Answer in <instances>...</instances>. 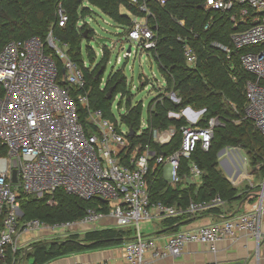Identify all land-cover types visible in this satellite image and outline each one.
Segmentation results:
<instances>
[{
  "label": "built area",
  "instance_id": "obj_1",
  "mask_svg": "<svg viewBox=\"0 0 264 264\" xmlns=\"http://www.w3.org/2000/svg\"><path fill=\"white\" fill-rule=\"evenodd\" d=\"M126 1L142 14L135 15L124 5L120 6L131 21L128 26L114 22L127 31L125 41L129 44L120 47L122 58L127 62L132 56L146 54L147 59L155 61L157 26L152 25L155 16L150 2L164 5L169 0ZM203 5L229 13L235 29L230 35V45L215 41L210 45L227 54L233 49L241 51L240 67L252 76L244 84L243 118L251 120L264 138V0H203ZM83 6L90 9V14L78 18L77 28L92 30V39L100 47V57L104 49L112 52L113 41L101 38L104 40L98 42L99 38L95 37L91 27L94 19L92 6L88 2H84ZM57 14L58 26L64 27L68 16L61 6ZM178 23L181 26L185 24L184 20H178ZM210 25L211 21H208L205 28ZM177 40L182 44L186 65L196 68L198 57L189 40L180 35ZM46 48L51 49L60 60L62 81L66 85L58 82L59 70L52 55L46 53ZM119 61L121 59L117 56L116 63ZM83 67H88L86 59L82 66L73 60L68 54V44L52 30L44 39L31 36L11 40L0 49V85L3 87L0 97V142L7 149L6 154L0 156V264H26L25 257L32 239L44 234H59L69 228L132 227L133 239L118 246L125 264H143L147 254L152 260L178 257L189 243L206 245L209 251L214 252L221 239H235L241 234L259 236V220L254 209L197 228L182 229L170 235L160 234L158 238L144 235L140 229L143 221L192 215L224 204L219 195L209 200H190L186 208L167 204L151 199L148 184L152 160L170 185L181 180V162L188 160L184 178L191 183H201L203 172L191 160L192 154L197 148L207 151L214 129L223 123L216 116L205 118V108L185 105L167 112L169 118L181 122V140L176 150L157 153L149 143L141 151L139 146L130 150V128L119 116L114 122L101 109L91 107L90 89L86 88ZM119 69L125 74L124 66ZM138 76L142 77L143 84L141 88L139 84L136 90L146 89L148 85L157 94L164 92L166 82L161 74V82L154 74L150 77ZM126 79L128 85L127 76ZM157 82L160 84L157 85ZM128 89L132 91L135 87ZM71 91L79 93L74 96ZM167 96L174 104L180 102L173 90ZM121 108L116 105L117 111L123 113L125 108L123 111ZM148 128L147 115L145 119L140 117L136 134ZM149 131L153 141L168 144L175 134V127ZM226 149L235 163L247 165V157L240 156L242 149ZM13 170H16V182L11 180ZM259 185L263 189L259 191L262 195L264 176ZM259 185L254 186L250 182L249 195ZM58 189L85 200L98 198L106 202L108 208L97 203L96 208H87L84 216L74 222L48 224L38 219L22 220L20 193L39 198L49 196L48 201L52 203V195Z\"/></svg>",
  "mask_w": 264,
  "mask_h": 264
},
{
  "label": "trees",
  "instance_id": "obj_2",
  "mask_svg": "<svg viewBox=\"0 0 264 264\" xmlns=\"http://www.w3.org/2000/svg\"><path fill=\"white\" fill-rule=\"evenodd\" d=\"M88 2L106 14L114 22L125 26L130 25L128 15L120 12V6L124 5L135 15L142 14L136 7L130 6L126 0H0V49L11 40H22L31 36H39L44 39L49 30L62 41L68 44L69 56L81 66L86 58L94 62V53L90 46H86L82 52V41L92 39V30L85 27L77 28L76 22L80 16L90 14L88 7L83 3ZM64 9L68 21L64 27L57 24L58 8ZM150 7L155 19L153 27L157 28V44L155 49V62L159 73L165 77L164 90H173L180 98V102L174 104L163 93L154 96L147 104L146 115L148 129L141 134H136L139 129L141 117V104L132 105L128 96L134 95L127 85V79L122 69L116 71L107 78L105 87L99 86L97 72H102L107 63V49L99 58L93 69L83 67L86 78V88L90 89V104L95 109H101L104 115L116 122L112 103L117 94L121 97L117 103L118 109L124 103L125 111L118 112L120 120L135 133L129 137L130 150L135 146L140 151L147 143L157 153H170L180 145L181 122L169 118V110H178L185 105L196 108H205L204 117H218L223 123L214 129L213 138L207 151L197 148L192 154L194 161L202 170L201 183L196 186L184 178L187 172L188 160H182L180 168L181 180L175 185H170L162 177L161 169L150 162L148 173L149 192L152 200H161L164 203L186 208L190 200H209L219 195L225 202H237L251 188L238 193L234 186L219 168V153L227 147L240 148L249 157L253 166V173L264 176V138L255 128L253 122L243 118L245 105L244 84L251 74L240 67L239 56L241 51L233 49L231 53L210 45L212 41L230 45V35L235 30L229 19V13L206 8L203 0H169L164 5L150 2ZM184 20V26L178 23ZM211 21L209 28L205 24ZM196 34V36H195ZM185 36L194 48L198 64L196 68L186 65L182 53V44L177 36ZM103 50V51H104ZM88 52L90 56L87 55ZM54 58L59 70L58 82L62 81V64L56 54L46 48ZM103 65H100L102 62ZM98 66L100 67L98 69ZM111 89L110 94L108 91ZM76 96L79 91H71ZM3 95V87L0 85V97ZM82 112V120L83 118ZM175 127V134L168 144H158L153 141L151 130ZM7 149L0 142V156L5 155ZM49 196L36 197L24 193L19 194L22 220L38 219L48 224L62 222H74L81 219L85 210L89 207L96 208L97 203L106 206V202L100 199L85 200L77 195L68 194L62 189L56 190L53 201ZM208 211L219 213L217 207H211ZM233 215V214H232ZM189 214L162 218V223L170 229H177L182 221L190 219ZM132 227L108 226L99 229L84 230L70 233L64 239H38L30 242V249L26 253V264H49L50 262L68 257L73 254H83L113 247L133 239ZM19 253V252H18ZM17 253V255H18Z\"/></svg>",
  "mask_w": 264,
  "mask_h": 264
},
{
  "label": "crops",
  "instance_id": "obj_3",
  "mask_svg": "<svg viewBox=\"0 0 264 264\" xmlns=\"http://www.w3.org/2000/svg\"><path fill=\"white\" fill-rule=\"evenodd\" d=\"M220 153L219 162L222 164L227 174L229 175L226 176L224 174L226 178L230 182L233 180L235 183H233V185L236 187L242 181H247L245 178H243L242 180H236L239 173H241L240 167H243L239 166L238 163H235L233 161L232 155L227 151V149H223L222 151H220ZM229 160L231 161V163L229 162ZM232 166L235 167V169ZM245 167L247 166L245 165L244 168ZM254 174L256 176L259 175L258 173ZM262 180L263 177L261 178L259 184ZM248 182L250 183L252 181ZM195 185L199 186L200 183H197ZM254 186H256V184H254ZM249 192L250 191H248L244 195V197L237 202H224L223 205L215 206L220 210L219 213H212L208 211V209H204L196 214L190 215V219L187 221H182L181 225L176 230L166 227L162 223L161 218L160 223L158 224L160 225V227L158 226L153 234H149L146 236L160 237V234L170 235L182 229H192L202 225H208L210 223L219 222L231 216L232 214H238L254 209L259 220L258 237L241 234L238 235L235 239H221L218 241L217 249L214 252L209 251L206 245L198 243H189L187 244L181 255H179L178 257H166L162 259L152 260L147 254L143 264H220L224 262L232 263L235 261H241L244 264H264V193L260 196H257L253 194L249 195ZM84 230L85 229H78L77 231ZM114 258H116L115 253L112 251L111 248H109L94 252H87L83 254H73L68 257L54 260L49 264H75L78 262H105L106 264H117L116 262L112 261ZM122 264H125L123 260Z\"/></svg>",
  "mask_w": 264,
  "mask_h": 264
},
{
  "label": "rangeland",
  "instance_id": "obj_4",
  "mask_svg": "<svg viewBox=\"0 0 264 264\" xmlns=\"http://www.w3.org/2000/svg\"><path fill=\"white\" fill-rule=\"evenodd\" d=\"M89 6H92V5L90 4ZM92 10L94 12V19L91 22V27L96 33L95 37L104 38L107 40V42L111 40L115 44L114 47L112 48V52H107V54H108L107 60L108 61L106 63L104 70L102 72H99L100 70L97 72V78H99V82H100L99 86L101 89L103 87H105L107 78L111 77L114 73H116V71L120 70L119 68L124 66V72H125L126 76L128 77V80H129L128 87H130V86L135 87V89H132V91H131L132 93H134V95L128 96V99L132 105L141 104V102H142L141 118L145 119L146 114H147L146 108H147L148 102L154 96H157L159 94H157L155 89H151L150 86H148V85H147L146 89L142 88L140 90L139 89L136 90V88L139 86V84H140V88L143 84V82H142L143 79H142V77L139 78L138 74H143L144 76H147V77H150L152 74H154L156 79H158L160 82H161L160 78H161V76L163 77V75L160 76L161 73H159V71H158V67H157L156 62L153 60L147 59L146 54L142 55L141 57L139 56V54H137V56H132L131 58H129V60L127 62H125V60L122 58L123 51L121 50L120 47L122 45H125L127 47L129 44L128 41H125V36L127 33L126 29L115 24L113 20H111L106 14L102 13L99 9L92 7ZM124 11H125L124 9L120 8L121 13H124ZM86 46H90L93 49L92 52L95 55L94 56V59H95L94 62L90 61L89 58H86L88 68L93 69L98 63H100V62H98V60L100 58V47H99V45H97L95 39H91L89 41L84 39L82 41V52H83V54H84V51L86 49ZM86 53L88 56H90V54L88 52H86ZM104 53H105V50H104ZM117 56L120 57L121 62L119 61L118 63H116ZM100 65H103V62ZM129 67H132L133 69L131 70ZM99 68L100 67L98 66V69ZM163 78H165V77H163ZM159 84L160 83L157 82V85H159ZM169 92L170 91H168V93ZM162 95L167 97V90H164ZM119 97H120V94H117L113 103H112L113 112L115 113L116 117H118V111L116 109V105L118 103ZM123 109H124V103L122 104L121 111H123ZM240 156L247 157V159H248L247 165H246L247 167L244 168L245 164L242 165V167L244 169L240 167L241 173H239L236 180H242L243 178H245L247 181H245V180L242 181L236 187L238 193H242V192H244V190L247 189V187L249 186L248 181H252L253 185L254 184L259 185V182L262 178V175L256 176L253 173V170L257 167L252 165L249 157L247 156V154L243 150L240 152ZM229 162L231 163L230 160H229ZM219 165H220V168L223 170L224 174L226 176H229L220 162H219ZM233 168L235 169V167H233ZM242 196L244 197V195H242ZM243 197H241V199ZM160 219L161 218H156V219L146 220V221L141 222L140 223V229H141L142 233L145 235L153 234L156 231L157 227L158 226L160 227V225H158L160 223ZM74 232H79L82 234L84 231H77V230H73V228H69L67 230H63L62 233L54 234V235L44 234L42 236L36 237L34 240L53 239V238L64 239V238H66L67 234L69 235L70 233H74ZM34 240H32V241H34ZM111 249L115 253V256H116V258H114L112 261L116 262L117 264H122L123 259L119 253L118 247H113Z\"/></svg>",
  "mask_w": 264,
  "mask_h": 264
},
{
  "label": "water",
  "instance_id": "obj_5",
  "mask_svg": "<svg viewBox=\"0 0 264 264\" xmlns=\"http://www.w3.org/2000/svg\"><path fill=\"white\" fill-rule=\"evenodd\" d=\"M85 35H86V31L84 32L83 36L85 37ZM103 40H104V39L99 38V39H98V42H102ZM110 92H111V89H109V91H108V95L110 94ZM133 134H134V131L130 128V129H129V133H128V135H129V136H132ZM221 153H222V152H221ZM221 153H220V154H221ZM11 180H12V182H16V181H17L16 170H13V171H12ZM260 190H263V189H262V186L259 185L257 188L254 189V192H253L252 194H253V195L260 196V193H259ZM263 193H264V192H263ZM220 264H244V263L241 262V261H235V262H232V263H226V262H224V263H220Z\"/></svg>",
  "mask_w": 264,
  "mask_h": 264
}]
</instances>
